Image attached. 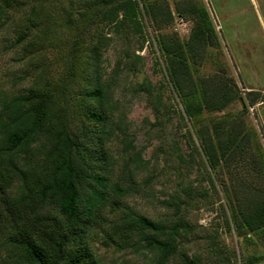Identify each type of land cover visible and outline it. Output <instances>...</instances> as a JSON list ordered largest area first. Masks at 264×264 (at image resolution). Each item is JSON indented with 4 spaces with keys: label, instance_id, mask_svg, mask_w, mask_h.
<instances>
[{
    "label": "rangeland",
    "instance_id": "rangeland-1",
    "mask_svg": "<svg viewBox=\"0 0 264 264\" xmlns=\"http://www.w3.org/2000/svg\"><path fill=\"white\" fill-rule=\"evenodd\" d=\"M144 2L163 13L168 9L171 20L154 28L141 11L142 47L137 48L140 39L134 32H107L111 39L101 55L103 75L111 81L115 104L112 116L116 123L106 142L114 175H121L125 166L139 164L140 190L126 195L123 202L150 217L181 218L186 223L177 236V251L164 264H191L185 263L183 253L193 257L196 264H264V227L237 229L232 220L235 216L239 221L241 213L264 193V0ZM35 3L0 0V102L25 89L41 70L56 76L66 61L71 38L66 11L78 0L45 2L38 25L47 35L42 47L33 43L34 35L20 38L26 15ZM190 4L206 9L217 44L197 50L199 56L190 64L187 81L197 87H210L217 81L223 89L236 86L235 95L223 109L203 110L196 117L183 114L176 89L167 76L162 77L164 61L154 39L176 36L185 41L194 21L175 9ZM117 58L124 59L129 68L122 65L115 74ZM247 89L260 93L253 102L244 93ZM231 118L240 121L249 137L248 154L241 161L238 156L227 159L221 155L211 168L195 129L206 128L210 135L215 121ZM186 127L197 148L190 143ZM210 141L214 144L213 137ZM7 231L0 222V264H28L20 263L17 251L6 242ZM102 235L94 226L85 237L98 264H155L153 253L143 246L105 245Z\"/></svg>",
    "mask_w": 264,
    "mask_h": 264
},
{
    "label": "trees",
    "instance_id": "trees-1",
    "mask_svg": "<svg viewBox=\"0 0 264 264\" xmlns=\"http://www.w3.org/2000/svg\"><path fill=\"white\" fill-rule=\"evenodd\" d=\"M35 2L20 38L34 35L33 43L43 46L47 35L38 26L39 12L48 0ZM140 2L142 7L137 0H78L71 4L66 11L71 38L62 70L54 77L41 70L25 89L0 102V222L8 227L6 242L15 248L20 263L98 264L85 239L94 226L102 230L105 245L143 246L153 253L155 264H164L178 249L177 236L186 223L181 218H153L127 206L123 198L140 190L139 164L125 166L115 176L106 145L116 123L112 84L103 75L101 55L111 39L106 33L134 32L140 39L137 48H141L145 41L141 11L154 28L172 18L168 9L163 13ZM175 11L194 22L185 41L176 36L154 38L164 61L162 77L167 76L176 89L185 116L221 110L235 95V85L223 89L217 81L210 87H197L187 81L190 64L199 56L197 50L217 44L208 13L194 4ZM122 65L129 68L124 59L117 58L113 73ZM244 93L249 102L260 94L251 89ZM205 129L195 130L211 168L221 155L244 160L249 137L240 121H215L210 135ZM186 130L197 148L189 127ZM232 220L237 229L264 227V193L241 213L239 221L235 216ZM182 257L185 263L196 264L193 257L184 253Z\"/></svg>",
    "mask_w": 264,
    "mask_h": 264
}]
</instances>
